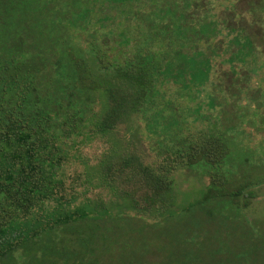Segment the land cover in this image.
Listing matches in <instances>:
<instances>
[{
    "label": "trees",
    "instance_id": "obj_1",
    "mask_svg": "<svg viewBox=\"0 0 264 264\" xmlns=\"http://www.w3.org/2000/svg\"><path fill=\"white\" fill-rule=\"evenodd\" d=\"M248 5L261 20L264 0ZM236 9L237 0H0V264H112L115 215L173 232L183 210L175 175L195 167L208 183L183 212L221 235L211 264H264V212L249 216L264 149L258 165L235 171L252 104L242 108L215 77L225 65L251 78L259 64L256 35L220 17ZM98 141L91 163L83 149ZM225 231L242 238L234 250Z\"/></svg>",
    "mask_w": 264,
    "mask_h": 264
},
{
    "label": "rangeland",
    "instance_id": "obj_2",
    "mask_svg": "<svg viewBox=\"0 0 264 264\" xmlns=\"http://www.w3.org/2000/svg\"><path fill=\"white\" fill-rule=\"evenodd\" d=\"M251 1L257 2V0H237L235 15L224 13V11L223 13L221 12L222 14L220 13L221 18L232 21V23H234L233 20L236 18V24L241 27H247L250 34L256 35V44L261 53L259 64L248 71L252 75L251 78L244 76L243 78L234 79V76L228 72V68L225 65L220 67L221 69H217L218 71H216L215 75L216 79H218V84H220L219 86L224 91L237 93L234 99L236 101L241 100L240 106L242 108L248 102L252 104L247 109L245 120L240 127L242 146L238 147L233 153L236 157L235 171H243L254 164L258 165L260 162L258 158L261 157L258 152L260 153L264 149V50L261 46L264 44V13L261 15L258 13L261 20L256 21L258 18L254 20L248 12V4ZM210 64L211 66L205 65L208 72L213 71V64ZM242 70V72H247L246 69ZM197 73L199 81L204 82L207 75L203 68L200 67ZM234 99L230 101L229 106H226L231 113L235 112V109H239V106L236 107L234 105ZM181 103H185V101L182 100ZM134 144L137 145L138 150L147 151L148 156L146 154L143 156L146 162L155 160L151 150L149 148L146 149L144 144H139L136 140H134ZM102 150V143L100 141L95 142L83 149V158L90 160L91 163H96ZM261 158L264 159V155ZM76 169L80 171L82 164L69 166L67 172L69 175H73ZM175 181L177 187L182 191L178 194V197L179 201L181 198L183 200V210L192 201H196L200 197L201 187L208 183L207 178L202 175V172L197 167L191 170L178 171L175 175ZM258 194L260 198L252 203L253 207L249 213L252 218L259 217L264 212V187L258 191ZM88 195L92 196L93 193ZM105 196L107 199L109 198L108 194H105ZM183 210L180 211L178 209L176 211L178 213L175 216V229L173 232L150 225L143 228L133 227L132 225L138 226L137 222L133 224L134 219L130 218L128 214L117 213L114 217V225L118 235L113 236L112 242L117 246L119 244H127V246L125 250H121L116 246L113 250L114 259L110 262L112 264H211L209 260L210 251L213 246H217L218 242H220L221 238L219 237L221 235L217 236L214 233L215 225L212 221H207L208 219H205V217L199 216L197 218L191 213L183 212ZM216 214L215 217H219ZM236 217L232 214H223L217 219L224 220L225 223L230 224ZM194 218L198 220L205 219V226L199 229L196 228L197 225ZM222 237L229 250H234L233 248H235L233 238H239L242 241V238L233 232L227 233L225 231ZM122 252L123 255L121 256ZM227 263H230V261H227Z\"/></svg>",
    "mask_w": 264,
    "mask_h": 264
}]
</instances>
